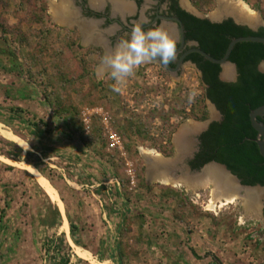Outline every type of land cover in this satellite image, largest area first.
Segmentation results:
<instances>
[{
    "label": "rangeland",
    "instance_id": "374dc122",
    "mask_svg": "<svg viewBox=\"0 0 264 264\" xmlns=\"http://www.w3.org/2000/svg\"><path fill=\"white\" fill-rule=\"evenodd\" d=\"M178 2L211 20L225 7ZM243 2L264 28V0ZM54 3L76 13L75 0H0V264H264V192L211 209L212 188L148 181L142 150L173 158L182 129L217 120L198 69L142 65L117 93L100 73L110 51L74 13L56 22Z\"/></svg>",
    "mask_w": 264,
    "mask_h": 264
},
{
    "label": "trees",
    "instance_id": "16d2710c",
    "mask_svg": "<svg viewBox=\"0 0 264 264\" xmlns=\"http://www.w3.org/2000/svg\"><path fill=\"white\" fill-rule=\"evenodd\" d=\"M173 8L184 24L187 40L196 41L202 50L217 59L225 55L234 38L264 37V28L253 31L236 24L233 19L214 23L194 16L182 10L178 0H173ZM188 60H193L202 72V83L207 86L205 98L223 115L221 122L212 123L201 136L200 152L190 162L192 169L200 170L210 162H218L238 176L242 184L264 187V158L255 141L257 132L250 121L251 111L264 105V72L259 70L260 62L264 61V45L242 42L235 46L230 56V62L236 65L239 74L235 83L222 81L219 77L222 70L220 65L205 60L199 54L190 55ZM261 120L264 122V117ZM27 162L36 166L29 160ZM48 243L46 248L50 250L53 241ZM64 245L68 246L65 234L56 247ZM69 262V257L59 260V264Z\"/></svg>",
    "mask_w": 264,
    "mask_h": 264
},
{
    "label": "bare ground",
    "instance_id": "6f19581e",
    "mask_svg": "<svg viewBox=\"0 0 264 264\" xmlns=\"http://www.w3.org/2000/svg\"><path fill=\"white\" fill-rule=\"evenodd\" d=\"M219 3L221 5H225V7L224 9L218 10L212 15V18H214L213 20L220 19L223 14L231 12L237 20H242L253 24L259 22V15L253 12L243 2V0H219ZM129 8L130 7L128 4L121 2V0H115L116 11L125 13L129 11ZM52 13L54 15L55 21L62 24L73 17L71 10L67 9V6H65L64 4L54 3L52 5ZM84 32L86 43H88L90 41L88 27L84 29ZM233 68L234 67L231 65L224 66V71L222 73L223 78L233 77ZM106 71V65L100 68V73H102L101 75H104ZM195 130L196 129L193 128L189 130V128L186 127L182 129V131L175 137V144L178 152L177 159L178 157H180V155L183 154V151H185L187 147L186 133H188L189 131L194 132ZM142 154L146 160L150 161L149 164H147V170L153 169L155 171V175L153 177V181L155 182H159L165 185H173L174 187L182 185L190 190H197L208 187L212 188V198L210 204L211 209L215 208L218 204L232 203L235 199L240 197L246 200V206L249 209H252L254 207V204L260 201V194L256 192V190L258 189H248L243 193L235 180L218 166H209L201 174L195 177L185 176L179 180H176L167 176L168 172L172 170V166L174 168V163H171L169 160H165L163 156H161L154 150H142ZM176 167L177 166H175V168Z\"/></svg>",
    "mask_w": 264,
    "mask_h": 264
},
{
    "label": "flooded vegetation",
    "instance_id": "af4514ba",
    "mask_svg": "<svg viewBox=\"0 0 264 264\" xmlns=\"http://www.w3.org/2000/svg\"><path fill=\"white\" fill-rule=\"evenodd\" d=\"M121 2L129 5V7H130L129 11L132 10V14L126 15V16L117 15L116 17H114L113 16V8L115 7V5L110 4V1H108L107 3L104 4L102 0H100V1L94 0V2L92 0H75L76 17L73 20L76 21L77 27L79 28L81 34L85 37L83 30L86 27H88L89 34H90V41L89 42L100 43L106 52L110 51V54L115 50V47L118 44V42L130 34V30H131V28L135 22L142 21L144 18H147L151 22L150 24L145 26V28L147 29L148 27L160 26L163 23H169L170 22V21L164 20L162 17L179 18L178 15L176 14V11L173 8V0H121ZM147 2L152 4L151 11H144L143 12V7H144L145 3H147ZM178 5L182 10H185L186 12L194 15L193 13H191L187 9H185L179 2H178ZM194 16H196V15H194ZM203 19H206V18H203ZM89 23H91V24H89ZM172 23L176 24V28H177L176 39L178 41L177 48L179 49L181 46V41H182V35L180 33V26L176 22H172ZM92 24L96 25L95 30H93L94 26ZM182 24H183V22H182ZM89 26H90V28H89ZM183 26H184V24H183ZM184 30H185V27H184ZM195 43H197V42L193 41V40H187V35H186V30H185V46L180 52H178L176 61L170 64L172 69H176L180 58L183 56V54L186 51H188L189 49H192L195 46L194 45ZM198 47H199V44H198ZM190 55H192V54H190ZM188 57L185 59L184 65L190 64V65H193L194 67H196L198 69L197 64L194 63L193 60H188ZM182 68L180 70H178L177 72H171V71L170 72L174 73L176 75H179ZM167 70L169 71L168 68H167ZM198 71L201 73V77H202V72L199 69H198ZM221 72H222V70H221ZM219 77L222 81H224L221 78V73H220ZM233 77H234V79H232L230 81H225V82L235 83L238 81L239 74H238L237 68H236L235 72L233 73ZM233 77H231V78H233ZM206 87L207 86H205V88ZM215 108H216V112L218 115H217V120L213 121L212 123L221 122L223 120L222 113L218 110V108L216 106H215ZM210 125L207 128V130L210 128ZM206 131L201 133L196 138L197 142L195 144V147H196L197 151L195 152L193 158L189 161L190 167H191L190 162L195 160L196 155L200 152L201 136ZM191 169H192V167H191ZM192 170L196 171V169H192Z\"/></svg>",
    "mask_w": 264,
    "mask_h": 264
},
{
    "label": "water",
    "instance_id": "95a60500",
    "mask_svg": "<svg viewBox=\"0 0 264 264\" xmlns=\"http://www.w3.org/2000/svg\"><path fill=\"white\" fill-rule=\"evenodd\" d=\"M102 1H103L104 4L107 3L108 1H110V4L115 5V0H102ZM73 13H74V15L76 17V13L72 12V14ZM130 14H132V10H130L128 12H125V13L124 12L121 13V12L116 11L115 7L113 8V16H115V17L117 15L126 16V15H130ZM162 18L164 20H166V21H170L169 23H163L162 25L167 28V30L169 31L170 35H172L174 38H176V35H177V28H176V24H174L172 22H176L180 26V33L182 35L181 46L178 49V52H180L185 46V30H184V26L182 24V21L179 18H176V17H162ZM206 19H209L210 21H212L214 23H222L225 20L233 19L236 24L242 25V26H247L251 30L257 31L256 30L257 23L253 24V23H249V22H246V21L237 20L235 17H233V15H230V14H227V13L223 14V16L220 19H217L215 21L211 20L208 17H206ZM242 42L260 43V44L264 45V37L263 36H244V37L234 38L230 42V44H229V46H228V48H227V50L225 52V55L222 58H220V59L212 57L210 54H208L207 52H205L204 50L199 48L198 44L195 43L194 44L195 46L192 49H189L188 51H186L183 54V56L180 58L176 69H172L170 64L167 66V68L171 72H177L178 70H180L184 66L185 59L190 54L196 53V54H199L200 56H202L205 60H208V61H210V62H212L214 64H217V65H220L221 68H222L221 78L224 81H228L227 79L223 78V76H222L224 66L231 65L236 70V68H237L236 65L233 64L232 62H230V56H231L232 51L234 50L235 46L238 43H242ZM209 103L216 110L215 106L211 103V101H209ZM263 117H264V105H262V106H260V107H258L256 109H253L251 111V113H250V121H251L252 127L257 132V137H256L255 141L258 144L261 156L264 158V122L261 120V118H263ZM212 122L213 121L207 122V126L200 133L199 132H195V131L194 132L189 131L188 133H186L187 147H186L185 151H183V154L180 155V157H178V159H177V155H175V157H173V158H165V160H169L171 163L175 164L174 168L172 166V170L170 172H168L167 176L171 177V178H174L176 180H179V179H181L182 177H185V176L195 177V176L201 174L209 166H218V167L222 168L231 178H233L235 180V182L237 183L239 188H241L242 192H244L245 190H248V189H258V190L264 192V187L261 186V185L247 186V185L242 184V181L238 178V176L233 174L227 168V166H225L223 164H220L218 162H210V163L206 164L200 170L193 171L191 169V167L189 166V161L193 158L195 152L197 151V149L195 147V144L197 142L196 138L201 133L206 131L207 128L209 127V125ZM176 161H178V162H176ZM149 162H150L149 160H146L147 164H149ZM175 166H177V167L175 168ZM147 174H148V181L150 183L154 182L153 181V177L155 175V171L153 169H149V170H147ZM263 218H264V215H263Z\"/></svg>",
    "mask_w": 264,
    "mask_h": 264
},
{
    "label": "clouds",
    "instance_id": "9594fccd",
    "mask_svg": "<svg viewBox=\"0 0 264 264\" xmlns=\"http://www.w3.org/2000/svg\"><path fill=\"white\" fill-rule=\"evenodd\" d=\"M150 23L147 18L135 22L129 38L120 40L115 50L104 57V63L115 82L112 85L113 91L120 93L142 65L158 62L167 67L176 61L177 39L163 25L146 29L145 26ZM260 64L264 65V61ZM195 96V93H191L189 102H194Z\"/></svg>",
    "mask_w": 264,
    "mask_h": 264
}]
</instances>
